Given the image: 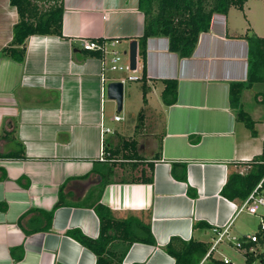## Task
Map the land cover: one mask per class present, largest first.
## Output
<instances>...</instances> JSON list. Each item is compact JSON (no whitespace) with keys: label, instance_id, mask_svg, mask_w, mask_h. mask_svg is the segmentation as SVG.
<instances>
[{"label":"crops","instance_id":"obj_1","mask_svg":"<svg viewBox=\"0 0 264 264\" xmlns=\"http://www.w3.org/2000/svg\"><path fill=\"white\" fill-rule=\"evenodd\" d=\"M137 4L63 0L62 36H28L22 62L0 54V264H95L94 253L69 231L99 235L92 206L97 198L117 219L134 216L150 224L155 243L133 242L124 264H173L163 249L172 236L211 246L212 228L227 224L229 234L259 231L261 237L264 206L255 214L238 212L241 201L220 193L229 173L250 169L264 140V110L245 105L247 88L241 105L254 120L255 135L236 119L228 100L229 83L247 77L243 34L248 26L230 30L231 8L225 14L215 12L188 57L170 51L166 36L146 39L144 60L137 52L139 76L144 64L145 104L158 108L160 129L139 141L134 134L142 132L144 116L139 130L133 128L128 137L105 125V87L119 79L106 68V57L85 55L78 39H118L114 46L107 44L108 54L117 50L128 58L129 41L143 32ZM16 21L15 7L0 0V50L10 42ZM164 79L177 81L176 101L170 105L160 100ZM140 92L142 99L141 87ZM101 124L112 130L105 144L120 136L135 139L142 159L136 167L117 163L111 182L100 191ZM21 148L22 158L4 156ZM183 170L185 180H179L175 174ZM142 173L151 181L140 180ZM247 216L259 218L255 230ZM223 242L241 253L218 250L220 242L206 256L210 253L220 264H264L263 256L248 259L246 251ZM254 246L256 253L262 250L260 244Z\"/></svg>","mask_w":264,"mask_h":264},{"label":"trees","instance_id":"obj_2","mask_svg":"<svg viewBox=\"0 0 264 264\" xmlns=\"http://www.w3.org/2000/svg\"><path fill=\"white\" fill-rule=\"evenodd\" d=\"M247 0H138L137 7L143 13V32L137 37L138 55L144 60L145 43L150 36H166L168 48L180 57H188L193 52L201 32L209 29L211 16L215 13H227L228 9L235 7L242 9ZM17 13V21L12 26L10 42L1 48L0 54L10 59L22 62L25 58V40L30 35H56L62 36L63 0H9ZM248 44L247 77L241 81H231L228 87V100L235 112L238 121L249 129L252 135L256 134L254 120L241 105V93L245 88L255 82L264 81V36L246 31L243 34ZM101 41V40H99ZM85 55L101 57L100 51L83 50ZM142 101L146 102V85L144 64L140 78ZM163 88L160 100L164 105L173 104L177 97V81L175 79L162 80ZM143 110L137 114L134 128L140 127L143 119ZM136 141L132 138L119 137L116 143L111 141L103 143V168L98 171L100 191L105 184L111 182L114 166L126 161L136 167L142 159L137 151ZM0 156H3L0 153ZM6 157L22 158L23 149L5 154ZM250 169L242 174L231 172L221 187L220 193L233 200H244L260 182L259 191H264V140L261 153L250 161ZM152 168V164H148ZM174 164L172 165V167ZM142 181L150 182L151 177L141 175ZM179 180H185V171L175 174ZM61 203L59 200L55 206ZM93 208L99 218V235L91 238L79 230H71L69 234L82 246L92 251L95 255V264H124L123 257L133 242L154 244L149 222L129 216L117 219L111 210L99 202L97 198ZM51 213H47L49 218ZM50 219V218H49ZM198 222L195 225H202ZM260 229V228H259ZM256 242L251 245L262 246L259 253H246L247 258L262 257L264 259V230ZM210 245L194 239L184 240L172 236L163 247L165 252L173 258V264H220L213 259L210 253L206 256ZM140 264V263H136Z\"/></svg>","mask_w":264,"mask_h":264},{"label":"rangeland","instance_id":"obj_3","mask_svg":"<svg viewBox=\"0 0 264 264\" xmlns=\"http://www.w3.org/2000/svg\"><path fill=\"white\" fill-rule=\"evenodd\" d=\"M227 19L230 25V30L239 31L244 24L248 26V32H255L258 35L264 36V0H247L244 3L243 9H238L231 7L228 11ZM124 60H127V56L123 55ZM138 67L131 71L130 74L139 75V65L140 59H137ZM127 72L123 71H113L111 75L117 79H122L126 77ZM140 81L125 80L123 84V107L120 111L116 109V103L114 100L107 98L104 95V122L105 125L115 128L120 133L124 134L125 137L132 136L134 130V124L137 121V114L140 108H143L144 120L142 132H137L134 136L141 141L142 137L146 139L147 136L152 137V133L159 131L160 120L158 118V108L153 106L152 102L148 105L147 98L146 104L141 99L140 92ZM246 94L243 96L245 105L251 106L258 111L264 110V81L255 82L250 88H247ZM154 94H157L154 91ZM149 106V107H148ZM114 115H119L122 117V121L116 122L113 120ZM140 128V127H139ZM138 128V130H139ZM141 133L144 135L142 136ZM247 220H250L251 230H255L259 218L256 216H247ZM245 221V223L247 222ZM218 250H223L226 253L236 252L234 248H231L226 243L222 242L217 247Z\"/></svg>","mask_w":264,"mask_h":264},{"label":"built area","instance_id":"obj_4","mask_svg":"<svg viewBox=\"0 0 264 264\" xmlns=\"http://www.w3.org/2000/svg\"><path fill=\"white\" fill-rule=\"evenodd\" d=\"M80 42V47L83 50H96L100 51L101 57L105 58V64L106 68L110 71H123L127 72L126 77L119 79L120 81L125 82V80L134 81L138 80L140 78L139 75H133L130 74L131 71L129 68V60H124L123 54L117 50H111L108 54L107 51V44L114 46L118 43V39H114L110 42L105 41V39H100L97 37H89V36H79L78 37ZM101 40V41H99ZM130 72V73H129ZM104 76L102 80H104ZM122 119L119 115H114V120L118 121ZM101 149H100V155L99 159L103 160V143L104 139L107 137V134L112 133V130L105 126L104 124H101ZM260 188V182L255 186V188L248 194V196L241 201L240 205L237 207V211H243L246 210L247 212L251 214H255L258 212L259 208L261 206H264V191H259ZM228 226L229 224L221 227V228H212L213 232L215 233V237L213 239V242L209 248V252L213 250L216 245H218L220 242H228L232 244L236 249H241L246 251L247 253H255L256 249L254 245H251L249 243L256 242L258 239V236L254 233L251 235H245V236H236L228 233ZM259 228L261 230H264V220L261 219ZM224 262L227 263V259H224Z\"/></svg>","mask_w":264,"mask_h":264},{"label":"water","instance_id":"obj_5","mask_svg":"<svg viewBox=\"0 0 264 264\" xmlns=\"http://www.w3.org/2000/svg\"><path fill=\"white\" fill-rule=\"evenodd\" d=\"M128 60L130 70H135L137 64L136 39H131L128 43ZM105 92L107 98L115 101L117 111H120L123 104V82L120 80H112L107 82Z\"/></svg>","mask_w":264,"mask_h":264}]
</instances>
